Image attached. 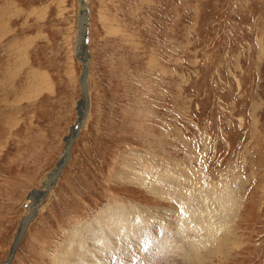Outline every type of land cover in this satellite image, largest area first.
<instances>
[{"label":"rangeland","instance_id":"rangeland-1","mask_svg":"<svg viewBox=\"0 0 264 264\" xmlns=\"http://www.w3.org/2000/svg\"><path fill=\"white\" fill-rule=\"evenodd\" d=\"M85 10L82 63L81 0H0V264L86 93L68 159L8 264H53L69 233L89 238L79 251L101 248L100 264H185L200 200L224 207L231 196L234 238L212 255L198 248L203 264H264V0H86ZM163 180L195 216L151 188ZM104 212L130 226L127 243L105 239L118 226L103 230Z\"/></svg>","mask_w":264,"mask_h":264},{"label":"bare ground","instance_id":"bare-ground-1","mask_svg":"<svg viewBox=\"0 0 264 264\" xmlns=\"http://www.w3.org/2000/svg\"><path fill=\"white\" fill-rule=\"evenodd\" d=\"M85 5H86V0H81V11H80V16L81 17L79 18L80 26L78 28L79 34H78L77 44H76V46H77L76 50L78 49L77 54H79V57L83 60V61H81L82 63H84V59H85L84 53H82V52H84L83 47H84V45H86L88 43V40H86V32H87L86 29L88 27V23H87L88 17H87V15L85 13V11H86L85 10ZM83 70H84V68H83ZM86 79H87V71L85 70V71H83L82 78H81V84H82L81 87H83V88L86 86ZM86 96L87 97H85V94H84L83 101L81 102V104H80V106L78 108V112H80L82 115H80V117L77 118L76 123H75V125L72 128L71 136L66 141L65 148H64V151H63V154H62V157H61L60 161L58 162L57 166L53 169V171L50 172L46 177H44L42 179V181L40 182V185H39L40 186L39 189L36 190L27 200V204L29 205V208H28L27 212L21 218V224H20V227L18 229V232L15 235V239H14V242H13V245H12V248H11V257L13 256L14 251H15V249H16V247H17V245H18V243H19V241L21 239V237L23 236L24 232L26 231L29 223L32 221L34 216L37 215L39 210H41L43 202H41L40 200L42 198H44L47 193H51L53 184L57 180L56 173L58 171H60V168H61L63 162L68 159L69 149H70V146H71V144L73 142V138L75 136H77V133L82 128L81 121H82V119L85 118V116L87 115V112H88L87 108H88L89 104H88L87 100L89 98L88 97L89 95H87V93H86ZM167 179H169V178H167ZM141 181H142V183L146 182L144 179L141 180ZM146 183H144V184H146ZM151 188L152 189L156 188L157 191H162L164 198H166V199L170 198L174 202L176 201L175 203L179 204V206L181 205V206L185 207V209L191 215H194V211H196V210L194 209L193 205L189 204L186 200L184 201L182 198L175 196V195H180V190L181 189L178 186L176 187V185H174V184L172 185V182L166 181V180H163V182L158 181V182H155V184H153V185L151 184ZM213 192H215V191H213ZM187 196H190V195H187ZM193 196H191V197H193ZM160 197H161V195H160ZM230 199H231V201L228 200L227 205H224V207H218L217 206V202L215 200H214L215 205H213V203H212L213 199L212 198H207V199H201L200 200L201 205L203 206V210H202V212L200 214L198 213L199 216L196 218V223L200 224V228L195 227L193 221H191V220L187 221L188 231L193 232V235L188 237V240H187V237H186V241H187V245H188L189 250L194 252V255L191 256L189 261L186 262L185 264H196L197 260L199 262H201V264H203V262L205 260V256L203 255L202 252L197 251L198 248H203L206 251L205 252L206 254L212 255V254H215L217 252V249H216L217 246H220V245H217L216 247H214L216 245L217 241H219V243L223 244V246H225L227 243H231L232 242L231 238H234V237L230 238V236L233 233L232 230H231V224H232L233 220L235 219V206H234V201H233L232 196L230 197ZM212 208H213V210L215 212L212 211ZM127 209H129V208H127ZM216 210L219 213L218 215H216ZM211 212H212V214H211ZM106 215H107V213H105V212H104V216H102V215L98 216L97 215L99 217V219H98L99 221L98 222L103 227L102 229L106 230V229H110V228H113V227L116 228L118 226V232L115 233V234H112V235H107L106 238L105 237L104 238L109 240L111 242V245H113V246H114V244L123 245V244L127 243L129 241L128 240L129 237L127 238V235H128L127 233H131V234L133 233V232H131L129 230L130 228H128L130 226H128L127 228L122 227L120 220L116 221L115 219H113V220L107 219L105 217ZM176 217H177V215L175 216V219H176ZM179 218L186 220V218L184 216H178V219ZM231 218H233V220ZM113 221H115L114 224H111V223H113ZM134 224L137 225L136 223H134ZM167 224H170V223H167ZM101 226H100V229H101ZM110 226H113V227H110ZM126 226H127V224H126ZM138 227H140V226H138ZM105 233L107 234L106 231H105ZM98 234L101 235L103 233H98ZM98 234H96V235H98ZM125 234H127V235L125 236ZM99 235L97 237H93V241H95L97 239L98 241H101L103 243V246H104V239L102 238V240H101ZM68 238H69V240L68 241L66 240L67 242L65 241L60 246V248H61L60 254H59L58 258L55 257L56 259H54L53 264H80V263H84V262L88 261V257H91L93 260H95V262H98L96 264H100V261L105 257V255H103L101 252H99V250L101 248H97V250H95V251H98L97 253H95V252H91L90 253V252H88L89 248L83 247L79 251L77 247H74L75 243L76 244L77 243L80 244L82 242H84V243L90 242L88 237H86V236H82V237L81 236H74L73 233H69L68 234ZM234 244H235V241H234ZM229 245H231V244H229ZM232 246H235V245L232 244ZM11 257H9V260L7 262H4L3 264H8L10 259H11ZM188 257H190V256H188ZM180 259H181V257H180ZM208 259H211V257L208 258ZM51 260H53V259H51ZM184 260H185V258H184ZM207 260H205V261H207ZM112 262H114V259L111 260V263ZM209 263L210 262H207V264H209Z\"/></svg>","mask_w":264,"mask_h":264}]
</instances>
